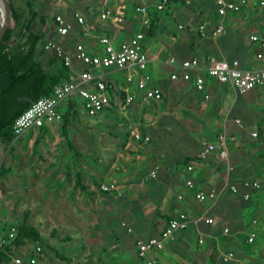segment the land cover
I'll return each mask as SVG.
<instances>
[{"label":"crops","instance_id":"crops-1","mask_svg":"<svg viewBox=\"0 0 264 264\" xmlns=\"http://www.w3.org/2000/svg\"><path fill=\"white\" fill-rule=\"evenodd\" d=\"M14 1L18 6H24L29 0ZM145 1L153 7L157 0ZM33 2V9L42 16L33 21V27L46 33L45 43L49 38H56L71 48L81 43L93 53L102 50L99 35L103 33L109 34L118 46L138 30L146 33L149 26H143L141 16L135 13L136 0ZM169 6L172 9L168 17L152 9L150 23L156 14L158 26L154 36L146 35L144 41L149 57L147 72L151 84L163 90V100H145L144 93L132 85L135 102L124 109L120 104L124 76L121 71L106 70V78L115 86L118 97L113 99L111 107L97 116L102 114L101 117L106 118L111 112L121 113L125 115L129 128L119 127L123 132L117 135L120 142L116 154L108 160L109 166L104 164V169L97 171L95 184L84 174L88 166L74 163L72 168L69 165L58 169L53 167L49 178L57 171L52 179L58 181L51 191L66 198L74 210L80 207L82 211L89 209L92 200L104 206L101 208L105 220L101 226L104 240L100 242L102 248L99 251L105 255V264H264V88L238 93L230 83L218 82L203 70L205 91H198L194 79L172 80L171 75L177 67L169 62L171 56L178 60L197 57L206 66L209 58L216 57L229 61L238 59L245 68L259 67L261 61L257 59V52L260 47L251 41L250 36L264 37V14L259 12L255 3L248 2L241 12L229 13L225 17V32L214 37L212 31L220 19L215 0ZM104 7L125 8L124 27L120 29L109 22L97 23L89 33L82 31L76 15L84 14L95 23ZM58 14L73 22V29L64 37L57 34L55 16ZM202 25H205L204 32L200 31ZM46 56L47 63L55 53L51 50ZM74 68L78 71L84 65L75 60ZM206 94L210 95L208 99ZM79 99L78 95H72L62 101L59 106L62 115L68 110L74 112L75 107L79 116V103L77 106L72 103ZM81 102L85 109L82 99ZM236 119L241 120L243 127L236 123ZM61 122L46 123L48 133L43 140L47 135H55ZM253 130L258 132L257 137L252 136ZM134 131L148 135L150 141L135 140ZM222 135H226L228 161L219 156ZM23 137L25 135L19 138ZM204 142L214 143L216 149L201 158L198 155L206 149ZM188 157L192 160L184 164ZM191 164L193 170H188ZM156 166V175L152 176L151 171ZM79 177L85 188L79 186ZM189 178L195 183L194 189L186 185ZM249 180L259 181L261 187L245 186L243 183ZM112 183H116L118 189L105 192L102 185ZM233 184L239 187L237 193L230 190ZM199 190L216 191L217 199L201 202L196 199ZM246 193L250 194L248 199L244 197ZM4 199L7 203L5 193ZM178 211L189 214L191 223L188 228L176 231L173 239L157 253L141 256L137 240L159 236ZM211 216L217 219V223L210 224L202 218ZM3 219L2 215L0 234L6 235L10 227L7 230L3 227ZM226 227L230 229L229 233L224 231ZM252 233L256 236L250 242L248 238ZM202 237L204 241L200 242ZM35 246L27 242L16 246L15 252L24 257ZM230 251L235 257L224 260L223 254ZM93 256L88 254L83 261L91 264ZM42 257L43 254L39 260ZM153 257L158 259L157 263H151Z\"/></svg>","mask_w":264,"mask_h":264},{"label":"built area","instance_id":"built-area-1","mask_svg":"<svg viewBox=\"0 0 264 264\" xmlns=\"http://www.w3.org/2000/svg\"><path fill=\"white\" fill-rule=\"evenodd\" d=\"M170 0H157L153 7L145 0H136L134 5L135 13L141 16L142 25L148 26L150 24V13L153 8L156 10H164ZM190 3V0H186ZM217 12L220 16L219 22L212 31V36L217 37L225 32V17L229 13H238L247 5V0H215ZM260 7L264 9V0H260ZM127 19V12L125 8H108L104 7L95 23H91L84 14L76 15V22L81 26L82 31L89 33L95 28L97 23H111L115 27L122 29ZM57 25V34L59 36H66L73 29V22L67 21L66 18L60 14L55 16ZM182 27V26H180ZM200 31H205V25L200 27ZM146 34L143 30L134 32L129 38L123 40L118 46L115 45L113 38L103 33L99 35V44L103 46L101 51L90 52L81 43H78L74 48L65 46L56 38H49L45 43L47 51H54V53L64 62V64L74 73L75 79L68 81L56 87L54 92L49 96H43L33 102L24 112L17 116L14 122L15 140L25 135L31 129H38L46 123H56L63 120V115L59 109L60 103L72 95H78L83 100V105L89 116H97L99 113L111 107L113 99L118 95L115 91V86L106 78V70L121 71L124 76L125 84L121 86V91L125 93V97L120 102L125 109L135 102L136 95L131 90L134 85L137 90L144 93V99L148 101L160 102L163 100L164 92L160 87L151 84V77L147 72L149 57L145 49ZM251 41L258 44L260 50L257 52V59L261 61V65L256 68L242 67L238 59L226 60L218 59L216 57L209 58V63L203 66L200 59L193 57L191 59L178 60L175 56L169 58L171 65L176 66L177 69L172 73L171 79L178 80H192L194 79L198 91H205L206 76L203 70H207L208 74L221 83H230L238 93H246L254 89L264 88V37L257 34L250 36ZM77 60L84 65V68L78 71L74 68V61ZM120 96V95H119ZM210 97L206 94V98ZM237 124L243 127L240 119L235 120ZM252 136L257 137L256 130L251 131ZM133 137L137 141H150V137L144 136L140 131H134ZM222 148L219 151V156L228 161L229 150L226 143V135L220 137ZM206 147L198 156L203 158L207 153L214 151L216 146L214 143L204 142ZM156 166L151 175H156ZM188 170H193V165H188ZM245 186L252 188H260L261 184L256 180H249L243 183ZM186 185L190 189L195 188V183L192 179H187ZM105 191L117 190V184L102 185ZM233 193L239 191L236 184L230 186ZM246 199L250 197L249 193L244 196ZM196 199L205 201L217 199L216 191L199 190L196 193ZM3 179L0 175V205L4 202ZM207 223L215 224L217 219L215 217H202ZM191 223L189 214L185 211H178L168 222L165 229L159 236H152L148 239H138L137 246L141 256H146L149 252L157 253L162 250L165 244L173 239L176 231L185 230ZM226 233L230 232L228 227L224 230ZM18 235L17 226L13 225L7 235L0 234V249L15 239ZM255 233H252L248 240L253 242L255 240ZM200 242L204 238L199 239ZM9 254L8 260L0 261V264H26L24 257L15 252ZM34 252L27 260L28 264H37L39 256L43 254V249L40 245L34 247ZM223 259L228 261L235 257V253L230 251L223 254ZM151 263H157L158 259L151 258Z\"/></svg>","mask_w":264,"mask_h":264},{"label":"rangeland","instance_id":"rangeland-1","mask_svg":"<svg viewBox=\"0 0 264 264\" xmlns=\"http://www.w3.org/2000/svg\"><path fill=\"white\" fill-rule=\"evenodd\" d=\"M198 1L190 0L188 5ZM248 2L255 3L259 12L264 14L260 0ZM171 9V6H167L164 10H158V13L168 17ZM46 60L47 56L43 58L44 64ZM58 64L57 62L52 68ZM78 103L80 117L71 112V122L67 125L63 113V121L59 124L56 134L47 135L48 137L39 144V150L34 148L39 129L27 131L25 137L15 140L12 146H8L0 138V171L7 201L0 205V218L3 215L2 225L7 230L11 224H18L27 217L52 246L74 257L80 264H90L83 261L88 254L94 255L91 264H105V255L99 251L102 248L100 242L104 240L101 235V226L105 223L101 208L104 206L92 200L89 209L82 211L80 207L74 210L66 198L51 191L58 181L56 178L52 179L57 171L51 179L49 177L53 167L58 169L62 165H69L72 168L74 163L85 164L88 171L83 173L87 175L88 181L95 184L97 171L104 169V164L109 166L108 160L116 154L120 142L117 135L123 132L119 127L129 128V123L125 121V115L117 112H111V116L106 118H102L101 114L92 116L91 119L82 107L81 99ZM69 142H72L75 150L70 148ZM126 201L130 205L129 200ZM11 207H14V210H11ZM67 236L72 238L66 241L64 239ZM31 253H35L34 249L24 255L25 260L29 259ZM39 264L68 263L58 259L54 253L44 251Z\"/></svg>","mask_w":264,"mask_h":264},{"label":"trees","instance_id":"trees-1","mask_svg":"<svg viewBox=\"0 0 264 264\" xmlns=\"http://www.w3.org/2000/svg\"><path fill=\"white\" fill-rule=\"evenodd\" d=\"M10 1L16 26L6 31L0 44V138L8 146H12L15 142L16 135L13 127L17 116L39 98L51 95L56 87L75 79L72 71L56 54L54 58L44 64L43 58L48 53L45 49L47 35L42 29L33 27V21L42 18L40 13L33 9V0L27 1L24 6H18L14 0ZM174 4L188 5L186 0H170L168 6ZM157 23L158 16L154 14L145 33L148 37L154 36ZM1 24L0 19V27ZM57 62L59 64L52 68ZM121 96L124 98L125 93L121 92ZM72 103L77 106L78 101L74 100ZM74 112H77L75 107ZM70 115L69 110L65 111L64 122L67 125L71 122ZM47 133L48 130L45 126L39 129V134L34 142L36 150H39V144ZM69 146L75 150L72 142H69ZM191 160L192 158L188 157L184 159L183 163L187 164ZM79 186L85 188L80 177ZM165 218L170 219L169 216H165ZM14 225L18 228V235L9 241L4 249H0V261L8 260L14 247L28 242L40 245L43 252L54 253L61 261L68 264H79L74 260V257L68 256L52 246L40 229L32 225L27 217ZM71 238V236H67L64 240L69 241Z\"/></svg>","mask_w":264,"mask_h":264},{"label":"water","instance_id":"water-1","mask_svg":"<svg viewBox=\"0 0 264 264\" xmlns=\"http://www.w3.org/2000/svg\"><path fill=\"white\" fill-rule=\"evenodd\" d=\"M0 44L4 38L6 31L9 28H14L16 26V21L13 17V9L10 0H0Z\"/></svg>","mask_w":264,"mask_h":264}]
</instances>
